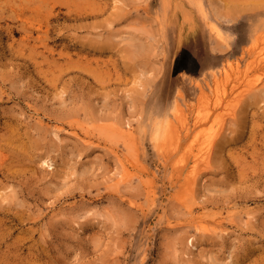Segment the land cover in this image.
Masks as SVG:
<instances>
[{
  "label": "rangeland",
  "instance_id": "rangeland-1",
  "mask_svg": "<svg viewBox=\"0 0 264 264\" xmlns=\"http://www.w3.org/2000/svg\"><path fill=\"white\" fill-rule=\"evenodd\" d=\"M0 264H264V0H0Z\"/></svg>",
  "mask_w": 264,
  "mask_h": 264
},
{
  "label": "bare ground",
  "instance_id": "bare-ground-1",
  "mask_svg": "<svg viewBox=\"0 0 264 264\" xmlns=\"http://www.w3.org/2000/svg\"><path fill=\"white\" fill-rule=\"evenodd\" d=\"M231 65V64H230ZM202 98V97H201ZM176 107V106H175ZM178 139V138H177Z\"/></svg>",
  "mask_w": 264,
  "mask_h": 264
}]
</instances>
